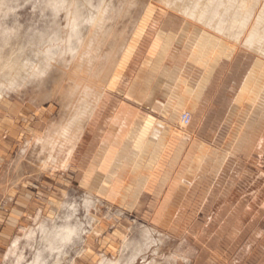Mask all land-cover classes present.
<instances>
[{"label": "rangeland", "instance_id": "obj_1", "mask_svg": "<svg viewBox=\"0 0 264 264\" xmlns=\"http://www.w3.org/2000/svg\"><path fill=\"white\" fill-rule=\"evenodd\" d=\"M43 1L1 0V63L13 64L17 60L22 63L30 56L31 45L39 48L52 45L48 42L58 28L61 30L54 45L61 44L58 39L65 36L64 14L60 12L54 19ZM105 1L113 8V16L106 23L109 34L104 35L101 43L88 41L87 36L82 38L83 45L92 48L104 45L102 54L107 53L97 72L100 78L89 77L85 70L86 74L82 73L86 80L91 78L90 82L100 87L102 97L97 107L105 91L122 80L131 60L137 58L133 55L139 57L154 42L169 41L166 35L171 30L180 32L177 41L180 45H194L192 55H204L209 64H215V76L204 103L198 109H183L178 114L179 128H186L190 139L187 194L183 200L187 204L170 229H162L163 226L157 228L150 222L148 208L139 213L125 212L103 205L77 188L60 193L55 201H37L38 206L29 211L22 228L16 230L8 243L0 245V264H15L18 255L23 257V264L30 263L36 251L47 249L50 239V233L39 232L38 224L49 229L51 223L60 225L65 220L80 223L82 230L65 247L66 257L60 264H99L103 258L126 262L144 229L153 240L163 241L139 257L136 264L153 259L158 264H218L232 259L237 263L264 264V60L237 46L238 43L189 22L159 0ZM92 3L96 6L98 0ZM56 68L60 70L51 72L41 86L14 85L0 92L1 183L10 181L13 173L18 180L25 174L62 177L80 154L96 106L82 122L72 149L65 148L60 155L67 133L52 134L57 147L51 153L49 147L34 146L55 124L65 123L74 101L67 97L76 80L72 69L57 63ZM184 112L190 114L186 127L179 120ZM5 141H11L12 149L3 146ZM196 154L198 157H194ZM52 158L56 161L51 162ZM175 208L178 206L172 212ZM115 230L116 236L111 234ZM29 231L34 233L30 242L25 238ZM15 238L21 240L16 256L6 258ZM248 250L250 254L246 256ZM42 255L45 264L54 263L55 255L50 257L47 251ZM173 256L176 260L170 261Z\"/></svg>", "mask_w": 264, "mask_h": 264}, {"label": "crops", "instance_id": "obj_2", "mask_svg": "<svg viewBox=\"0 0 264 264\" xmlns=\"http://www.w3.org/2000/svg\"><path fill=\"white\" fill-rule=\"evenodd\" d=\"M179 33L171 30L169 41L133 55L119 84L105 91L80 154L62 177L25 174L18 180L13 173L0 182V245L10 241L37 201H55L76 188L125 212L148 208L154 227L170 229L187 204L190 139L179 128L178 114L204 103L216 70L204 55L191 54L194 45H180ZM3 146L12 149L11 141Z\"/></svg>", "mask_w": 264, "mask_h": 264}, {"label": "bare ground", "instance_id": "obj_3", "mask_svg": "<svg viewBox=\"0 0 264 264\" xmlns=\"http://www.w3.org/2000/svg\"><path fill=\"white\" fill-rule=\"evenodd\" d=\"M159 1L164 7L180 14L189 22L198 24L226 40L238 43L239 45L237 46L250 53H254L258 58L264 60V0ZM43 3L46 5L45 8L47 7L51 10L50 12L54 19L58 17L60 12L64 14L65 27L63 30L65 31V36L64 38L59 37L58 40L61 44L54 45L58 38L57 33L61 30L59 28L55 29L50 40L48 38V43L52 45H44L43 47L41 46L42 48H39L38 45H31L33 49H30V56L26 57L22 63L18 60L13 64L6 65L0 62V92L14 85H43L42 83L50 76L51 72L60 70L56 68V63L62 67L68 66L72 69V75L76 80L74 84L72 83L73 88L69 90L67 97L74 101L72 100V104L70 101L71 105L69 107L71 109L67 113L68 116L66 117V113L64 114V117H66L64 118L65 123L55 124L53 128L49 129L44 139H38L34 143L36 144L34 146L39 144L43 148L49 147L48 150L51 153L57 147V142L54 140L55 137L51 138L52 134L56 133L60 136H66L65 134L67 133L65 145L60 147L61 155V152L65 148L66 150L73 148V142L81 133L82 122H85L92 115L95 106L102 97V92L99 91L100 87L96 84L93 85L90 79L100 78V74L97 75V72H99L98 70L100 69L102 60L107 57V53L102 54V47L104 45H96V48H92V45H83L82 38L85 39L87 36L88 41L97 40L98 43L103 42L104 35H108V31H110L109 28L106 29V23L113 16V8L106 4L105 0H98L96 6L92 3V0H86L85 3H81L79 0H44ZM55 27L57 28V25ZM7 32L9 33V31ZM90 37L94 38L90 39ZM84 70L91 77L89 80H86L82 76V73L86 74ZM68 127H70L69 130ZM55 161L52 158L51 162ZM44 165H48V162H45ZM44 165L42 164V166ZM88 211L89 209H87ZM81 228L80 223L71 224L67 220L60 225L51 223L49 229L42 224H38L39 232L42 234L46 232L50 233L47 249L43 252L47 251L50 257L56 256L52 264H60V260L65 259V247L70 244L74 237H77L81 233ZM33 236L34 233L29 231L25 235V238L30 242ZM162 241L161 239H157V241L153 240L149 231L144 229L141 232V240L136 244L135 249L126 262L121 261V259L108 261L106 258H103L99 264H136L139 257L148 252L152 246L158 245ZM20 244V238H15L5 257L16 256V250H18ZM43 252L36 251L33 260L30 263L24 264H45L46 261L42 255ZM154 253L156 254V251ZM171 260L175 261L176 257L173 256ZM22 261L23 257L18 255L15 264H23ZM145 263L158 264L159 262L157 263L153 259Z\"/></svg>", "mask_w": 264, "mask_h": 264}, {"label": "built area", "instance_id": "obj_4", "mask_svg": "<svg viewBox=\"0 0 264 264\" xmlns=\"http://www.w3.org/2000/svg\"><path fill=\"white\" fill-rule=\"evenodd\" d=\"M180 123L182 126L186 127L190 123V114L188 112H184L180 115Z\"/></svg>", "mask_w": 264, "mask_h": 264}]
</instances>
